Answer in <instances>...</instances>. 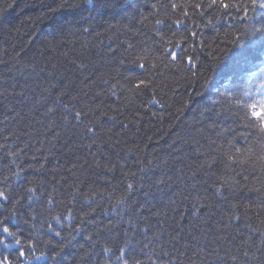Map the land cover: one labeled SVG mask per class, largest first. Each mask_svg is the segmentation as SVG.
Listing matches in <instances>:
<instances>
[{
	"label": "snow or ice",
	"instance_id": "6c2138e0",
	"mask_svg": "<svg viewBox=\"0 0 264 264\" xmlns=\"http://www.w3.org/2000/svg\"><path fill=\"white\" fill-rule=\"evenodd\" d=\"M89 5L93 4V0H87ZM252 9L257 5L264 8V0H250ZM78 7L79 5H69L65 0H61L55 7L48 10L43 16L51 15L65 7ZM112 7L111 4L105 5ZM153 10L147 15L141 13L139 16V24L141 26H150L154 33L155 39L149 42L148 39L143 41L144 46L139 47L129 40L123 41V45H127L126 52L128 55L121 54L117 59L115 51L109 47L108 59L105 63L116 64L113 69L114 75L107 78L103 75L99 76L101 83L104 85L105 91L112 97L116 98V102L120 105L105 107L103 102L97 103L96 98L103 93L100 91L90 95L89 83H82L81 90L76 94L69 96L65 100V91H55L56 85L49 84L47 87H41L39 91L25 83L20 86V91L15 92L16 84L14 83L17 76L25 77V68L20 60L21 52L15 53L10 60L14 61L12 67L9 68V79L13 81L11 87L13 95L22 96L25 99H32L33 106L39 105L43 107V112L34 120L29 119L26 124L20 122V113L16 111L10 102L6 105V109L12 113L11 116L5 115L0 120V162L6 159L8 163L3 166L0 171H6V175H0V264H38L44 261V264H55L56 257L59 256L58 249L64 246L71 239L72 234L68 237L61 235V230H56L55 225H61L62 221L71 222L76 212V203L81 205L80 224L73 230L76 233L82 232L86 226L90 225L94 231L89 232L86 239L89 243V249L85 252L88 260L95 261V264H184V258L188 256L189 250L196 259H191L190 264H264V201L255 205L257 209L256 223H253L250 215L253 206L247 203L231 200L229 197L236 191L244 188H251L257 184L264 188V163L259 167L250 161L252 155L253 137L257 131L262 135L257 140L264 147V127L260 129L253 128L252 120L247 114L240 117L244 123L242 126L247 129L238 133L244 139L245 147L236 146V136L227 140L222 145V156L224 157L223 170L217 174L211 172V168L216 161L215 156L206 157L200 161L196 170L191 173L193 183L189 185L187 194L183 191L173 193V197L180 196L181 200L190 201L192 211L189 223L185 226L181 223L184 214L180 213L177 219L174 215L168 216L167 212L156 209L151 216L144 215L146 209L156 208L152 195L153 185L156 191L163 194L165 189L161 185L165 184V173L160 176L149 179L152 183L147 185L149 191L144 192L145 200L139 203L132 199L137 191L145 188L144 180L153 168H161L166 166L167 157L160 159L152 156L145 162L138 158V169L136 172H122L124 181H126L124 191L115 200L113 193L116 185L107 180V175L100 177L106 183L111 185L112 191L106 188H100L94 184H88L87 189L84 188L85 181L81 179L87 170L91 167L101 168V162L98 158V152H93L92 148L99 142L104 143L101 136H105L107 141L112 145H119L120 140H113L112 129H104L102 120L107 118L109 121L116 122V115H109V112L119 113L121 109L126 110L128 106L133 104L138 96L144 91L151 90L152 98L143 105L147 108L149 105L159 104V100L155 96L156 92V76L158 69L167 68L169 65H175L180 55L175 49L181 47L180 39L173 42L172 39H166L164 32L160 29L167 25L169 29L175 27L183 28L185 22L191 19L193 13L189 9L197 10L202 16H207L206 23L214 24L222 19H234L233 11L236 15L243 13L244 18L251 19L249 16V0L244 3L237 0H199L195 3H177L175 0H168L167 4L161 0H155L150 4ZM171 9L169 11L168 9ZM213 16L207 13L213 10ZM264 16V14H261ZM153 17H156L153 19ZM175 17V18H173ZM200 27L198 23L195 25ZM115 25H107L105 32H96L95 37L99 38L110 32ZM125 31L133 32L135 36L147 37V34L141 32L139 28L133 29L130 24L123 25ZM191 27V25H189ZM93 25L89 24L82 31L85 35L92 31ZM257 33L264 35V19H261L258 25L253 24L248 34ZM243 35V33L241 34ZM109 44L113 42V36L108 35ZM87 43V42H86ZM163 43V54H155L156 50ZM170 54L171 59H168ZM189 66L192 63L191 57ZM5 63L0 60V64ZM77 63V61H73ZM81 70L86 65L83 62L78 64ZM127 66H137L143 76H137L134 71H128L124 74ZM51 75V74H50ZM27 79V77H25ZM9 79L0 76V97L6 98L8 94ZM60 78L58 77L57 80ZM256 93H246L248 99H252L254 95L264 96V83L255 85ZM233 96L229 93V98ZM83 97L84 99H81ZM218 102V101H215ZM237 105L241 104L240 100H236ZM152 115H156L155 112ZM140 113H136L137 119L135 123H139ZM120 123H123L120 121ZM38 124L40 128L34 127ZM125 128L128 124L123 125ZM117 137L120 135L116 134ZM75 137L77 147L87 148L88 155L92 158V164L88 163L87 157L76 155V149L68 147L67 152L74 155V159L68 163H61V157L58 155L62 148V141ZM151 140V137H148ZM29 151L31 156L29 157ZM125 155L135 153L136 147H126ZM31 159L32 164H25L27 159ZM264 161V156L260 157ZM49 161H55V166L50 170L47 168ZM85 165L88 168L85 169ZM106 174H113L115 165H103ZM124 165H121L123 168ZM239 167L241 171L248 169L251 171L259 170V175L249 181V176L245 175L243 181L238 179L240 173L233 172ZM27 169H33L34 175L31 179L24 174ZM180 173L181 183H183V169L177 170ZM51 173V179L48 173ZM198 172H203L207 178L214 177L211 188L214 195L227 202V210L221 209L220 219L214 226H208L212 212H205L204 209L211 208L207 195L208 189L199 187L200 182L195 181ZM59 174V178H57ZM139 177V179H137ZM121 181L120 183H124ZM167 188L170 189L175 181L171 176H167ZM228 195H225V194ZM58 195L63 196V200L57 199ZM104 200L108 204L104 206L102 215L104 219L95 220L92 217L97 213L100 203ZM131 200V203L129 201ZM41 201L47 204L49 208L55 207L58 203L64 204L67 215H51L49 220L53 223H47L44 228L45 221H41L38 227L36 220V207ZM167 204H176L174 198H169ZM138 205V206H137ZM87 209V210H85ZM242 209V210H241ZM173 213L177 212V208L171 209ZM204 213L201 215V213ZM31 213L30 219L33 221L31 230L27 238L24 237L23 228L20 227V221L25 215ZM155 217L156 222L152 223ZM163 217L164 219H159ZM226 218V222H223ZM243 219V229H235L237 224ZM14 221L15 223H10ZM171 221L168 228L164 227L165 222ZM24 223H28L25 219ZM175 225V227H173ZM122 229V231H121ZM171 229V230H169ZM185 231L191 237V242L181 245ZM247 233L246 235L244 233ZM53 233L55 237L60 238L62 243H55L52 239H44L47 234ZM166 237V238H165ZM43 245L47 251L41 250ZM143 256L145 259L138 257Z\"/></svg>",
	"mask_w": 264,
	"mask_h": 264
},
{
	"label": "trees",
	"instance_id": "16d2710c",
	"mask_svg": "<svg viewBox=\"0 0 264 264\" xmlns=\"http://www.w3.org/2000/svg\"><path fill=\"white\" fill-rule=\"evenodd\" d=\"M61 0H0V60L5 63L0 64V76L9 79V68L12 67L14 61L10 60L15 53L21 52L20 60L22 64L27 65L25 68V77L17 76L14 83L17 85L15 92L20 91V86L27 83L37 91L41 87H47L50 83L55 84V91H65V100L69 96L76 94L81 90L82 83H89L90 95L100 91L103 94L96 98V102H103L105 107L115 105L120 108L116 102V98L110 96L105 91L104 85L101 83L99 76L107 78L114 75L113 69L117 67L113 63H105L109 58V47L115 51L118 59L121 54L128 55L126 52L127 45H123V41L129 40L133 44L143 47V41L148 39L151 42L155 39L154 33L150 26H141L139 24V16L141 13L147 15L153 11L150 4L155 0H93V4L89 5L87 0H65L69 5L75 4L78 7H65L54 14L43 16L48 10L55 7ZM167 4L168 0H161ZM177 3H195L199 0H175ZM207 2V0H204ZM244 3L245 0H237ZM111 4L112 7L105 5ZM171 11V9H168ZM193 13L191 19L185 22L183 28L175 27L169 29L166 26L160 30L164 32L166 39H172L173 42L181 39V47L177 50L180 53L176 64L169 65L167 68L158 69L156 76V92L155 96L159 100V104L149 105L147 108L143 105L152 98V91L149 89L138 96L133 104L126 110L121 109L119 113L109 112V115H116L117 121H109L103 118L102 123L104 129L111 128L113 140L119 139V145L110 144L105 136H101L104 140L102 145L97 143L92 148L93 152H98V158L101 162V168L94 166L87 170L81 177L85 181L84 188L87 189L88 184H94L100 188H106L112 191L111 185L101 180L100 177L107 175V180L116 185L113 193V200L122 194L126 181L122 176V172H136L138 169V158L145 162L153 155L163 159L167 157L166 166L161 168H153L145 177V188L137 191L132 199L139 203L145 200L144 192L149 191L147 185L152 183L149 179L155 178L164 172L165 184L160 187L165 189L163 194L157 192L156 186L153 185L152 195L156 208L146 209L144 215L151 216L157 208L167 212L168 216L180 218V213L184 214L181 221L185 226L189 223L192 211L190 201L181 200L180 196L173 197V193L183 191L187 194L189 185L193 183L191 173L199 166L200 161L206 157L215 156L216 161L211 168V172L219 174L223 170L224 157L222 156V145L227 140L236 136L235 144L238 147H245L244 139L238 133L247 131L242 126L244 123L240 117L248 113L245 106L247 97L243 96L242 84L246 77L255 70L264 53V35L257 33L248 34L253 24L258 25L261 19H264V8L258 5L252 9L249 0V16L251 19L244 18L243 13L236 15L233 11L234 19H222L216 21L212 25L206 23L207 16H202L197 10L189 9ZM214 9L208 12V16H213ZM156 17H153L155 19ZM175 18V17H173ZM201 25L196 27V24ZM93 25L92 31L85 35L79 29ZM115 25L110 32L99 38L95 37L96 32H105L107 25ZM130 24L133 29L139 28L141 32L147 34L144 36H135L133 32L125 31L123 25ZM191 25V27H189ZM243 33V35H241ZM108 35L113 36V42L109 44ZM87 42V43H86ZM161 43L155 54L164 55ZM186 57H191L192 63L187 66ZM170 54L168 55V59ZM77 61V63H73ZM79 62H83L86 67L81 70L78 66ZM189 64V62H188ZM128 71H134L137 76H143L144 73L137 66H127L124 74ZM51 74V75H50ZM60 78L57 80V78ZM260 77V78H259ZM257 80L264 79V72L260 73ZM13 81L9 79L8 94L6 98L0 97V120L5 115L11 116L12 113L6 109L8 103H12L16 111L20 113V122L26 124L29 119H35L43 112V107L33 106L32 99H25L22 96L13 95L11 84ZM229 93L233 96L230 99ZM81 99H84L81 97ZM236 100H240L241 104L237 105ZM218 101V102H215ZM139 112V123H135L137 119L136 113ZM155 112L156 115H152ZM258 114V113H256ZM122 121L123 123H120ZM264 125V121L261 122ZM128 124L125 128L123 125ZM2 127V125H0ZM34 127L40 128L38 124ZM117 133L120 135L117 137ZM148 137L152 139L149 140ZM62 148L58 155L61 157V163H70L74 159L72 153L67 152L68 147L76 149V155L87 157L88 163L92 164V158L88 155L87 148L77 147L76 138L72 137L66 141H62ZM134 146L137 151L135 153L125 155L123 151L126 147ZM29 157L31 151H29ZM2 157V154H0ZM8 161L3 159L0 162V169L6 165ZM31 159H27L25 164H32ZM115 165L113 174H106L103 165ZM121 165H124L121 168ZM55 166V161H49L47 168L50 170ZM88 165H85V169ZM178 169H183V183L178 178L180 173ZM240 173L238 179L241 182L245 175L249 176V181L259 175V170L241 171L239 167L235 169L233 174ZM6 171H0V175H6ZM31 179L34 175L33 169H27L24 174ZM167 176H171L175 181L173 186L168 189ZM51 179V173H48ZM59 178V174L57 176ZM139 179V177H137ZM214 177H205L203 172H198L195 181H199V187L208 189L209 202L212 207L204 209L205 212H212L208 226H214L215 222L220 219L221 209L227 210V202L214 195L211 188ZM124 181V183H120ZM225 195H228L227 193ZM169 198H174L176 204H165ZM231 200L247 203L253 206L250 215L253 223H256L257 209L255 207L261 201H264V188L259 184L244 188L231 194ZM58 201L64 197L58 195ZM97 213L92 217L95 220L104 219L102 212L107 200L100 203ZM131 203V200L129 201ZM138 206V205H137ZM177 208V212L173 213L171 209ZM79 202L76 203V212L73 220L62 221L61 225H55L56 230H62L61 235L68 237L71 233V239L61 249H58L59 256L56 257L55 264H95L94 259L88 260L85 252L89 249V243L86 239L89 232L94 229L88 225L82 232L76 233L73 230L80 224ZM87 210V209H85ZM242 210V209H241ZM67 215L64 204L58 203L55 207L49 208L44 201H41L36 207L35 223L39 227L41 221H45L44 228L47 223H53L49 220L51 215ZM204 213L202 212L201 215ZM264 215V213H262ZM31 213H28L20 221V227L23 228L24 237L29 236L31 224ZM27 219L28 223H24ZM155 217L152 223L156 222ZM159 219H164L160 217ZM223 222H226V218ZM10 223H15L10 221ZM171 221L164 224L165 228L169 227ZM244 221L234 224L235 229H243ZM175 227V225H173ZM171 230V229H169ZM122 231V229H121ZM247 234L246 232L244 233ZM166 238V237H165ZM44 239H52L55 243H62L60 238L55 237L53 233L44 236ZM191 242V237L185 231L181 240V245ZM41 250L47 249L41 245ZM145 259L143 256L138 257ZM192 256L189 250L188 256L184 258V264H190ZM38 264H44L39 261Z\"/></svg>",
	"mask_w": 264,
	"mask_h": 264
},
{
	"label": "clouds",
	"instance_id": "9594fccd",
	"mask_svg": "<svg viewBox=\"0 0 264 264\" xmlns=\"http://www.w3.org/2000/svg\"><path fill=\"white\" fill-rule=\"evenodd\" d=\"M105 2H107V0H105ZM112 3L114 4L115 0H112ZM259 83H264V80H261ZM245 106L248 110L247 115L253 122L251 126L256 129L264 127V125L261 123L264 121V96L249 99ZM253 113L258 114L254 115ZM261 135L262 133L260 131H257L256 135H254L252 155L249 157L250 161H252L257 166V168L261 163H264V161L260 159V157L264 156V147H262L261 143H257V140Z\"/></svg>",
	"mask_w": 264,
	"mask_h": 264
},
{
	"label": "bare ground",
	"instance_id": "6f19581e",
	"mask_svg": "<svg viewBox=\"0 0 264 264\" xmlns=\"http://www.w3.org/2000/svg\"><path fill=\"white\" fill-rule=\"evenodd\" d=\"M178 49H175V50L177 51ZM262 55H263V58H262V60L260 59L258 66L255 68V70L250 72V74L246 77V79L244 80V82L242 84V91H243L244 97H246V95H245L246 93H249V92L256 93L257 92L255 85H257L260 82V80H257L256 78L260 76L261 72H264V53ZM188 58L189 57H186L187 66H189V64H188L189 59ZM170 59H171V56H170L169 60ZM258 97H259V95H254L252 98H258ZM246 99H248V98H246ZM253 114L257 115L256 113H253Z\"/></svg>",
	"mask_w": 264,
	"mask_h": 264
}]
</instances>
